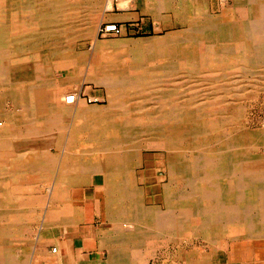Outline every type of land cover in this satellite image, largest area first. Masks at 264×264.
<instances>
[{
  "label": "bare ground",
  "instance_id": "bare-ground-1",
  "mask_svg": "<svg viewBox=\"0 0 264 264\" xmlns=\"http://www.w3.org/2000/svg\"><path fill=\"white\" fill-rule=\"evenodd\" d=\"M135 1L0 0V151L17 160L0 167V264H30L32 254L62 264L59 227L71 230L82 219L71 189L90 184L97 186L98 212L101 192L104 220L114 224L100 233L114 231L122 240L105 264H150L158 247L187 236H203L212 252L202 257L183 249L180 260L221 264L217 241L223 235L264 241V135L244 132L236 100L248 94L233 92L242 84L232 77L250 76L244 88L250 97L264 87L258 83L264 82V0H220L218 12L214 0H145L156 23H173L179 31L135 42L126 60L106 57L109 48L99 44L90 60L72 54L71 25L94 35L99 18L116 4L129 12ZM122 59L125 66L118 64ZM70 67L78 76L55 77ZM181 76L192 85L200 81L187 98L166 84L157 93L160 83ZM84 81L108 90L105 110L81 99L77 88ZM201 83L213 90L198 100L202 106L194 93ZM149 89L155 94H144ZM69 94L77 95L74 104L65 103ZM19 171L29 183L52 173L48 195H28L37 188H24ZM159 172L167 173L162 182ZM179 183L191 186L190 195L172 187ZM16 193L27 195L19 200ZM39 210L44 214L36 227ZM162 253L159 264H170L169 251Z\"/></svg>",
  "mask_w": 264,
  "mask_h": 264
},
{
  "label": "rangeland",
  "instance_id": "rangeland-1",
  "mask_svg": "<svg viewBox=\"0 0 264 264\" xmlns=\"http://www.w3.org/2000/svg\"><path fill=\"white\" fill-rule=\"evenodd\" d=\"M226 1H228V0H225V2ZM214 3L216 6L215 12H218L219 7H220V5H219L220 0H214ZM132 11L137 12L139 14L138 15L139 17H137V15H136L137 20L134 22L135 23L134 30H131L132 33H130V32H128V34L124 33V35L121 37H113V36L102 37L101 33H100V29L103 26H105L107 24H112V23H115L118 21V19H116L114 17L113 18L109 17V16H114L119 12H123V10H121L117 6L114 9V11L109 12L106 15H103L101 18H99L100 19L99 20L100 26H98L99 28L96 29L97 31H95L94 35L89 34V33L86 34L84 31H81V29H82L80 27L81 25H76V24L71 25V33H69L68 36H70L69 42L72 46V48H71L72 54L74 56H82L83 55V56H86V58H88L90 60L91 55H93V52H94L97 44H99L100 47L109 48L106 51V54H107L106 57H109V55H112L116 58L118 56H120L121 58L125 59L124 56L126 55V51H129V49H127V48L133 47V44L135 42L139 41L141 43H145L146 41H154L155 39L156 40L157 39H164L169 34L179 31V29L173 23L172 24H170V23L166 24L165 22L164 23L163 22H157L156 23V20L153 17V15H150L149 13H147L146 5H145V2H143V1L140 3V5L137 7V9H133ZM80 20L82 21V19H80ZM142 22H144V24H149L148 27H143ZM172 25H174V26H172ZM149 26H150V28H149ZM73 28H75V29H73ZM120 44L123 47L120 46L119 48H116V49L112 48L115 45H120ZM66 59H67L66 61L69 62L71 60V57H69V58L66 57ZM123 59L121 61H119L118 64H122L125 66L128 61H125L126 59L125 60H123ZM115 61H117V60H115ZM82 72L80 74V77L81 76L83 77V75H85L84 74L85 72L84 73H82ZM237 74L238 73H236V72H232V77L238 78V79H235L234 82H237V84L240 83V84H242V86L240 88L234 89L233 92L234 93H244L245 95L248 94L245 97V100H243L242 102L240 101V100H242V98L241 99L238 98L237 100H236V98L233 99V100L239 101V103H241V107H242L243 113H244V117H243V121H242V124L244 127V132L246 131L248 133H254V134H257V136L262 137L264 135V87H262L261 84H264V82H263V80L258 82L261 85V88L254 90V92L255 91L257 92L256 97H250V94L252 91L250 92L248 90V88L244 89L248 86V84L250 82H252V81H250L251 80L250 76H248L246 79V77L243 74L240 75V72L238 75ZM75 76H78V73L75 70V68H73V67H70L68 69H61V70L57 71V73L55 75V77L58 78L59 80L66 79V78L70 79V78L75 77ZM209 76L212 77L214 75H209ZM155 77L153 78L154 80H155ZM201 77L203 79H206V75H201ZM183 78H184V76L172 79L170 82L171 86L169 85V83L168 84L164 83V82H162V84L160 83L159 85H160L161 89H158L157 93H162L164 91V89H162V87L164 84H166L167 86H165V88L167 90H169V89L174 90L176 93L180 94L181 97H183L182 99L187 98L189 94H192L191 87L192 86L193 87L199 86L198 83L200 81H198L196 79V83L194 82L193 83L194 85H192L191 83H189L190 81H188V79H187L188 77H185L184 79ZM163 79H167V78L165 77ZM154 80H153L152 84H154ZM203 84L204 83H201L202 86H203ZM154 86H156V85L154 84ZM153 90L154 89L146 90L144 94H148V95L152 94V93L155 94V90L154 91ZM77 91L80 93L81 99L85 101V103L88 107H101L100 110L106 109L105 107L108 105V102H107L108 90L104 86H99L92 81H87V82L84 81L81 85L78 86ZM212 91L213 90H211L210 87L205 88L204 86L202 89L200 87L197 90L194 89V93L199 92V94H201V96L199 98H197L196 102L198 103L201 100L200 104L203 103L204 96H207L206 94H208ZM224 91H229V90L225 89ZM88 96L95 97V98L100 97L101 99L96 100L98 103H89L86 100ZM201 97H202V99H200ZM230 99L231 98H228L227 101H229ZM246 99H248L249 101ZM200 104L198 103V105H200ZM148 105H149L148 108H151V104H148ZM244 105H246V106H244ZM200 106H202V105H200ZM188 108H191V107L189 106ZM217 108H221V106L220 107L217 106ZM238 108H239V106H238ZM7 109H8V107H7ZM134 109L136 110L135 114L139 113L138 110L140 109V107L138 104L134 107ZM50 149H51L50 152L52 154L56 153V149L54 147H52V148L50 147ZM0 153H1L0 154V163L2 162L0 164V167L1 166L5 167L6 164H8V163L9 164L12 163L13 165L17 164V162H16L17 160H13L11 156H7L6 154H3L4 152H2V151H0ZM259 155H264V149L260 151ZM4 161H5V163H3ZM171 161H173V159H171ZM182 161H181V158H179L177 160L176 163H177L178 168L180 167ZM166 174L167 173L159 172L157 175L158 182H162L163 180H165ZM49 176H50L49 179H47L46 177L45 178L41 177V179H38V180L34 179L32 182L29 183V181L25 182L27 179L29 180V178L27 176L20 175V171H19V175H17V177H18L17 180L19 182L21 181V182L25 183L24 185L21 184L24 186V188H28V186H30V184L33 183V185L36 186L37 191H36V193H29L28 195L33 196L34 198H36V200H40L41 198L46 197V195H48V193L46 191L48 190L49 183H50L49 181L52 178V173H50ZM4 181H5V179H4ZM39 181H42V182H39ZM184 184L185 183H182V184L179 183V184H176L177 186L172 185V187H174L177 191L182 190L183 192L182 191L181 192L184 193L185 195H190L189 193L191 191L190 190L191 186L190 185L187 186V184L186 185H184ZM226 187L229 188L230 186L226 185ZM16 188H18V186H16ZM85 190L87 193L90 192L88 195L91 199H93L95 191L97 190V186L95 184H90V186H88V187L74 186L72 189V194H74V192H80L81 194H83V192ZM75 194H77V193H75ZM25 195H27V193H16V198L19 197L18 199L22 200L25 198ZM99 195L101 196L100 198H101L102 205H101L100 212L102 213L104 211V208H105V206H104V197L105 196L101 192ZM75 205H76V207H79L80 205L83 206V202H80L78 204L76 203ZM40 210H39V212H37V214L35 216V224L34 225L36 227L40 223L41 215L44 214L43 211L41 212ZM113 227H114V224L111 223L110 228H113ZM34 229L35 228L33 227L32 230H34ZM64 230H65V228H64ZM229 230H228V232H229ZM102 233L104 234V236L106 235V232L102 231ZM228 234L223 235L217 241L218 245H220L224 249V250H222V253H221V261H220L221 264H247L248 263L247 261L249 259V256H250L254 246L257 243H264V241H262V240L257 241V239H252V238H245V239L241 238V239H238L236 241H232L231 237L228 236V238H227ZM111 235H116V233L113 231V232H111ZM230 236H231V234H230ZM203 239H204L203 236H187L185 239H181L177 242L176 241L170 242L168 244V246H162L163 248L158 247V250L155 252V256L150 259L151 260L150 264H159V258L163 254L162 251H169L170 264H185V262L182 259L180 260V251L183 249H184L183 251H185L187 254H189V253L190 254H198L202 257H204V256L206 257L207 255H210L211 254L210 252H212V251H211L210 247L208 246V242L205 241L206 239L205 240H203ZM14 242H17V240H15ZM172 243H175V246ZM14 244L15 243H13V245ZM16 244L18 246L20 245V243H18V242ZM233 247L235 249H237V252H238L235 255H232L233 251H231V250ZM245 251H248V254H245ZM31 252L32 251H30V253ZM32 257H33V254H32L31 258H29V259L31 260Z\"/></svg>",
  "mask_w": 264,
  "mask_h": 264
},
{
  "label": "crops",
  "instance_id": "crops-1",
  "mask_svg": "<svg viewBox=\"0 0 264 264\" xmlns=\"http://www.w3.org/2000/svg\"><path fill=\"white\" fill-rule=\"evenodd\" d=\"M142 1L145 2V0L135 1L134 9H137ZM116 6L118 7L119 5L116 4ZM120 9H122L123 12H119L115 15L117 17L116 19H118L115 23L120 24L126 34H128V32L132 33L131 30H134L135 27L134 22L137 20L136 15L139 17V14L132 10L128 12L124 8ZM148 25L149 24H144V22H142L143 27H148ZM86 197V190L83 194L80 192H74V194H72L71 189V201L75 208L81 210L82 219L78 221V225L71 230L68 229L65 231V227H59L60 231L58 230V240L56 243V245L59 246V252L56 254L59 255L62 264H105L111 261L109 259L115 256L113 255L111 257L112 253L117 250V248L118 250L120 249L119 246H121V244L118 243H122L121 238L111 234H106L104 236L103 233H100L102 229H109L111 224L109 221L104 220L105 217L103 212H98L95 201L93 199L87 200ZM80 202H83V206L80 205L76 207L75 204ZM102 241H104V243ZM52 246L54 245H51L50 248ZM111 247L113 249H111ZM245 254H248V251H245ZM43 256L44 255H37L33 257L30 264H46V258ZM149 261L151 262V260ZM247 262V264H264V243H257L254 246Z\"/></svg>",
  "mask_w": 264,
  "mask_h": 264
},
{
  "label": "built area",
  "instance_id": "built-area-1",
  "mask_svg": "<svg viewBox=\"0 0 264 264\" xmlns=\"http://www.w3.org/2000/svg\"><path fill=\"white\" fill-rule=\"evenodd\" d=\"M100 33L102 37H107V36H113V37H121L124 35L125 31L123 27L118 24V23H112V24H107L103 26L100 29ZM77 96V95H76ZM76 96L73 94H69L65 98V103L66 104H74L76 101ZM89 103H98L96 100H94L91 96H88L86 99ZM56 252V249H54Z\"/></svg>",
  "mask_w": 264,
  "mask_h": 264
}]
</instances>
